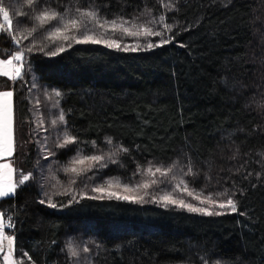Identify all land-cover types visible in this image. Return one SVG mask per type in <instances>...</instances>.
Here are the masks:
<instances>
[{"label": "trees", "instance_id": "1", "mask_svg": "<svg viewBox=\"0 0 264 264\" xmlns=\"http://www.w3.org/2000/svg\"><path fill=\"white\" fill-rule=\"evenodd\" d=\"M2 6L13 31L0 28V58L25 51L22 77L0 76V91L13 92L16 146L7 159L17 175L29 176L14 195L0 198L4 219L11 216L5 232L16 264H264V0H36L31 7L2 0ZM44 10L60 18L40 27L34 17ZM83 11L163 35L147 37L154 46L142 47L148 44L142 35L101 29ZM74 18L83 23L69 36L87 28L136 50L48 39ZM60 46L63 52L50 55ZM66 135L77 143L61 148ZM78 155H103L106 166L66 172ZM174 163L169 179L157 174L143 199L88 198L100 195L92 188L104 179L138 185L152 179L147 168ZM189 166L192 173L182 175ZM180 179L218 202L233 199L237 211L205 215L160 202L179 192ZM69 245L80 250L78 258Z\"/></svg>", "mask_w": 264, "mask_h": 264}, {"label": "snow or ice", "instance_id": "2", "mask_svg": "<svg viewBox=\"0 0 264 264\" xmlns=\"http://www.w3.org/2000/svg\"><path fill=\"white\" fill-rule=\"evenodd\" d=\"M34 3H36V0H27V4L29 7H31ZM166 7L171 8V5H165ZM79 11V10H78ZM0 14H2V18L4 23L0 24V28H4L5 25L7 26V31L12 32V20L9 15V11L6 10L5 7L2 6V0H0ZM21 15H26L25 13H21ZM82 17H87L91 21L95 22L96 26H98L101 29H105L106 31H112L115 33L116 31L121 32L122 34H126L129 36H161L163 35L160 31H153L151 27H147L144 25L137 26L135 23H132L129 27V21L120 19V20H101L98 17V13L96 11H83L80 13ZM58 14L55 11H41L39 14L35 15L34 19L38 22L40 27H44L45 25L49 24L51 21L57 20ZM164 19L163 16L160 17V20L162 21ZM22 22L18 21V28L19 30V24ZM83 23V21L78 19H70L65 21L62 26L56 27L54 31L49 33L48 39L55 42L56 40H64V41H74L75 43H92V44H104L106 47L110 48H117L120 49V44L116 40H109L104 38V35L101 34V36L97 37L94 34H90V30L85 28L83 33L79 36H69L67 33L70 31H80V25ZM152 23H155L153 21ZM107 26V28H106ZM166 31H171V26L165 24L164 25ZM32 31H35V28L32 29ZM28 35H31V32L28 33ZM27 38V37H24ZM12 39L19 44V40L16 38L15 35L12 36ZM168 41L163 40L161 43H167ZM154 45L152 43H148L146 45L147 48H152ZM159 46V45H156ZM32 48H27V52H32ZM65 49L63 46H60L55 51L51 52L50 55H58L60 52H63ZM124 50H129L128 48H125ZM135 51L136 49H131ZM25 60V51H17L15 55L12 56L11 59L7 60H0V75L8 77L9 79L15 81L17 79H20L22 77V69L24 68L23 61ZM18 62V63H14ZM55 95L59 97L61 94L59 92H56ZM13 92L12 91H0V158H6L13 155L15 151V120H14V106H13ZM59 121L61 123H66L65 121V115L61 111L59 114ZM52 124L55 125L56 121H52ZM42 126V125H41ZM77 143V139L73 136L66 135L63 139V143L59 144V147L64 148L69 144ZM93 145H95V141L92 142ZM107 143L111 144L112 140L111 138H107ZM120 151L126 152L127 149L121 147ZM47 158V157H45ZM105 157L103 155H89V156H77L71 161V167L65 169L66 172H71L75 175H81L83 172L91 171L92 167L95 165H103L102 162L104 161ZM113 163L115 161H112ZM81 167H77V166ZM87 165V167H83ZM176 167V164L174 163L172 166H169L167 168L163 167H155L153 169L152 167L147 168L146 173L149 177H152L150 182H144L139 185H137L136 188L129 187L127 184L121 185L118 181L114 184L112 180L107 181V185L101 186V187H93L92 192L99 193V196H93L88 197L91 199H102L104 196H107L109 199L115 198V199H122V200H128L135 202L137 199H143V197H135L131 195H125L122 193H132L138 191L139 188L148 189L152 185L157 184L159 181L155 178L157 174L163 179H169L170 174L173 173V169ZM0 170L4 172V174L9 177L8 181L6 183H3L0 185V198L7 197L10 194H15V188L16 185L13 184L10 180L11 174L13 172V169L10 164H0ZM192 173V169L189 166L187 168V171L181 170L182 175H189ZM171 179H175V176H172ZM29 180V177L27 175L23 176L18 183L20 185H23L26 181ZM74 183V181H73ZM175 189L181 193L186 194L187 196L191 197L192 199L198 200L200 205H209V208L205 207H198L196 205H193L190 202H186L182 198H174L171 195H164L160 197V202H163L166 206L171 204L174 206H178L181 208H186L189 211L193 212H199L203 213L205 215H221L220 212L211 211V206H215L218 208H230L232 212H236V203L233 199L228 198L225 202H218L217 200H214L211 196H203L197 195L195 190H190L188 187V184L183 180L180 179L175 185ZM113 188H121L122 192L113 191ZM223 195H227V193H223ZM45 201H41V203H44ZM50 207H56V204L49 203ZM4 224H3V214L0 213V243H2L3 240H7L9 246L11 247L14 243L12 239H10L7 235L3 234ZM71 257L78 258L80 255V250L77 247H73L69 245L68 248ZM83 252H88L89 249L87 247H84L82 249ZM8 264H14V261L12 260L11 256L5 257Z\"/></svg>", "mask_w": 264, "mask_h": 264}, {"label": "rangeland", "instance_id": "3", "mask_svg": "<svg viewBox=\"0 0 264 264\" xmlns=\"http://www.w3.org/2000/svg\"><path fill=\"white\" fill-rule=\"evenodd\" d=\"M0 18H1V20H2V22H4L3 21V18H2V14H0ZM1 24V23H0ZM7 27V26H6ZM154 31V30H153ZM73 35V34H72ZM97 37H99V36H97ZM142 37L143 38H146L145 39V42H147L148 43V38H147V36H144V35H142ZM104 38H106V39H109V40H115V38H108V36H106V35H104ZM117 41V40H116ZM118 42V41H117ZM119 44H120V42H118ZM104 45V44H103ZM146 43H144V45L142 44V47H146ZM120 46L121 47H123V48H128V49H133L134 48V46H133V43H125L124 45H121L120 44ZM13 55H15V53L13 54ZM12 55V56H13ZM12 56L11 57H9V58H7V59H11L12 58ZM7 59H1L0 58V60H7ZM14 63H18V62H15L14 61ZM0 76H2V75H0ZM3 77H5V76H3ZM6 78H8V77H6ZM37 88V87H36ZM6 91H8V90H6ZM35 92H36V90H34ZM43 95H44V97H46V95H45V92H43ZM56 96H55V94L53 93V95L52 94H50L49 93V95H48V99H53V98H55ZM33 95H30L29 96V99L31 100V101H33ZM38 103V102H37ZM38 107V106H37ZM7 158H9V157H6V158H0V164H10L11 165V167H12V169H13V172H12V174H11V177H10V180H11V182L13 183V184H15L16 185V188L20 185L19 183H18V181L23 177V176H25V175H27V174H23V175H17V173L15 172V169H14V167L12 166V164H11V161H9ZM85 166H87V165H85ZM85 166H83V167H85ZM77 167H81V166H77ZM155 169V168H154ZM28 176V175H27ZM29 177V176H28ZM149 178H151V177H149ZM8 179H9V177H7L5 174H4V172L2 171V170H0V185H2L3 183H6L7 181H8ZM109 180H112L113 181V183L115 184L118 180L117 179H104V180H102L101 182V185H98V187H101V186H105L106 187V185H107V181H109ZM119 183H120V181H118ZM144 182H150V181H148V180H144V181H141V182H139V184H141V183H144ZM121 185H123L122 183H120ZM138 184V185H139ZM129 187H132V188H136L137 187V185H133V186H129ZM188 187H189V189L190 190H195V192H196V194L197 195H203V196H205V197H207L204 193H203V189L202 188H196V187H192V186H190V185H188ZM16 188H15V191H16ZM113 191H118V192H122V189L121 188H113L112 189ZM145 189H143V188H139L138 189V191H136V192H132V193H122V194H125V195H131V196H135V197H141V195H142V193H143V191H144ZM99 194V193H98ZM176 194H178V195H176ZM166 195V194H165ZM167 195H171V196H173L174 198H182V199H184L186 202H190V203H193V205H196V206H198V207H205V208H209L210 206L209 205H207V204H205V205H200L199 204V201L198 200H195V199H192L191 197H189V196H187L186 194H184V193H181V192H175V191H172V192H168L167 193ZM9 196H12L11 194L9 195ZM164 196V195H163ZM107 197V196H106ZM4 198V197H3ZM222 202H225V201H222ZM228 210H230V208H223V209H221V208H218V207H215V206H211V211H213V212H222V211H228ZM1 213V212H0ZM3 224H4V229H3V234L4 235H7L10 239H12L13 240V238H12V236H9L8 234H6V232H5V229L8 227L7 226V224H8V222L4 219V217H3ZM13 253H14V243H13V245L10 247L9 246V244H8V241L7 240H3L2 241V243H0V264H8V262H7V260L5 259V257H8V256H11V258H12V260L14 261V264H16L15 263V259H14V255H13Z\"/></svg>", "mask_w": 264, "mask_h": 264}, {"label": "built area", "instance_id": "4", "mask_svg": "<svg viewBox=\"0 0 264 264\" xmlns=\"http://www.w3.org/2000/svg\"><path fill=\"white\" fill-rule=\"evenodd\" d=\"M11 216H8L7 219H9Z\"/></svg>", "mask_w": 264, "mask_h": 264}]
</instances>
